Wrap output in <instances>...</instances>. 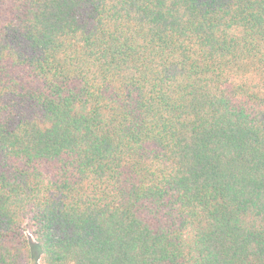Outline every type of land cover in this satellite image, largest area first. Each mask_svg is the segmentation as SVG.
Here are the masks:
<instances>
[{"label": "trees", "instance_id": "trees-1", "mask_svg": "<svg viewBox=\"0 0 264 264\" xmlns=\"http://www.w3.org/2000/svg\"><path fill=\"white\" fill-rule=\"evenodd\" d=\"M0 264H264V0H0Z\"/></svg>", "mask_w": 264, "mask_h": 264}, {"label": "rangeland", "instance_id": "rangeland-1", "mask_svg": "<svg viewBox=\"0 0 264 264\" xmlns=\"http://www.w3.org/2000/svg\"><path fill=\"white\" fill-rule=\"evenodd\" d=\"M31 237V236H30ZM31 239H32V237H31Z\"/></svg>", "mask_w": 264, "mask_h": 264}]
</instances>
